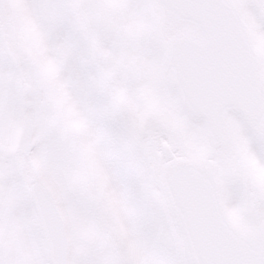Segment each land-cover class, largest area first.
<instances>
[{"label":"snow or ice","instance_id":"obj_1","mask_svg":"<svg viewBox=\"0 0 264 264\" xmlns=\"http://www.w3.org/2000/svg\"><path fill=\"white\" fill-rule=\"evenodd\" d=\"M0 264H264V0H0Z\"/></svg>","mask_w":264,"mask_h":264}]
</instances>
